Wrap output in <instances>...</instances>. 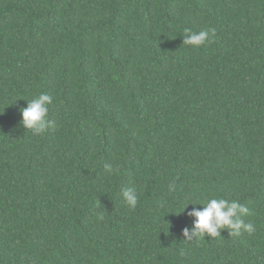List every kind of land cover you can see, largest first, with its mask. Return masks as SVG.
Instances as JSON below:
<instances>
[{
  "label": "trees",
  "instance_id": "obj_1",
  "mask_svg": "<svg viewBox=\"0 0 264 264\" xmlns=\"http://www.w3.org/2000/svg\"><path fill=\"white\" fill-rule=\"evenodd\" d=\"M212 198L256 231L186 239ZM0 264H264V0H0Z\"/></svg>",
  "mask_w": 264,
  "mask_h": 264
},
{
  "label": "clouds",
  "instance_id": "obj_2",
  "mask_svg": "<svg viewBox=\"0 0 264 264\" xmlns=\"http://www.w3.org/2000/svg\"><path fill=\"white\" fill-rule=\"evenodd\" d=\"M216 29L208 28L199 32L191 29H184L183 44L193 48L212 43ZM27 106L20 109L21 123L33 135H43L49 129L55 128V122L49 119V105L52 104V97L47 93L41 92L31 100H26ZM105 171L112 174L116 171L112 164H105ZM177 180L179 177L176 178ZM176 181L169 183V190L174 191ZM122 199L130 208H135L138 202L137 190L135 187L122 189ZM193 204V203H192ZM197 204V203H196ZM203 205L202 210L193 208L188 213L194 217L191 230L184 229V237L188 240L193 238L203 239L207 237H219L222 230H227L228 235L239 237L242 233L249 235L256 231V225L251 221H245L244 217L253 215L252 209L241 204L238 200L225 198H212Z\"/></svg>",
  "mask_w": 264,
  "mask_h": 264
}]
</instances>
